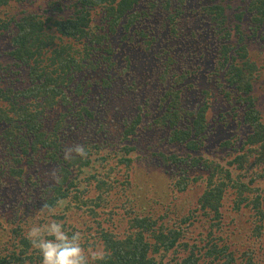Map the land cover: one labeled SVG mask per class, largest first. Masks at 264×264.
<instances>
[{
  "label": "trees",
  "instance_id": "trees-1",
  "mask_svg": "<svg viewBox=\"0 0 264 264\" xmlns=\"http://www.w3.org/2000/svg\"><path fill=\"white\" fill-rule=\"evenodd\" d=\"M31 1L0 0V9L21 2L16 4L22 11L17 16L0 17V39L8 35V55L13 59L10 68L0 64V192L10 196L17 193L20 202L6 210L17 214L13 221L9 219L6 225L0 221V264H42L39 252L31 250L32 244L26 238V225L52 219L63 221L69 235L79 231L86 249L107 254L103 261L90 264H246L244 260L239 262L238 251L232 250L224 237L226 225L245 216L257 238L252 244L260 254L251 247L243 256L257 254L255 261L249 258L248 263L264 264V117L254 94L258 73L264 74V62L259 65L254 61L249 49L260 44L264 50V0H242L244 6H239L242 11L236 15L238 22L234 25L228 22L225 0H78L68 6L74 10L66 20L54 19L62 9V5L55 7L54 0H45L52 4L45 17L25 9L23 4ZM169 12L176 15L171 17ZM189 12L194 16L191 23L195 17L201 18L205 23L201 29L208 33L203 40L209 42V52L201 56H214L207 88L196 81L197 71L177 63L185 52H190L192 58L197 56L199 35L188 34L184 28L177 33L172 25L176 18L178 24L189 22ZM245 16L250 43L241 24ZM170 20L171 25L167 23ZM51 27L56 30L51 32ZM169 27L174 37L164 33ZM164 34L176 40L171 50L172 54L179 51L175 60L170 50L162 48L165 43L160 39ZM118 42L120 47L147 56V63L155 62L150 82L157 96L161 88L158 102L154 101L157 96L152 98L146 91L151 83L139 86L125 79L119 84L123 73L140 78L141 72L129 71L138 61H132L131 55L119 60ZM74 43L83 49L78 53L99 58V78L90 89L95 96H87L86 100L91 112L87 120L99 126L101 109L117 103L133 109L121 121V132L114 139L120 137L118 143L108 141L110 134L101 124L97 135L104 141L99 145L96 138L95 144H89L87 158L66 161L64 149L72 144L56 136L48 120L63 112L66 97L63 87L59 90L61 81L68 74L70 79L72 75L78 78V73L71 71L77 66ZM158 50L163 52L158 55ZM87 64L83 63L78 72L88 74L84 69ZM124 65L125 71L120 69ZM15 67L18 69L13 70ZM12 74L16 77L11 79ZM6 81L9 84H4ZM18 82L26 83L21 91H16ZM195 91L196 103L186 105L185 93L193 96ZM211 97L230 106L228 114L233 115L241 136L239 147H233L230 141L222 143L227 150L232 148L216 163L201 154L204 139L214 131L215 122L209 121ZM94 98L96 101H91ZM65 106L71 108L67 114H73L84 105L74 107L71 102ZM218 116L227 128L226 113L219 112ZM145 131L152 137L160 136L164 149L185 152L182 156L167 155L164 150L152 152L144 158L146 162L164 166L169 175L179 171L181 178L173 179L177 193H194L191 207L171 211L175 217L170 222L160 219L163 224L158 223L155 211H148L127 193L133 187L131 171L138 147L126 143H138ZM17 147L28 156L27 161L25 157L20 160ZM33 152L36 157L30 154ZM98 160L105 163L106 169L87 174L97 168ZM199 163H204L200 168L204 175L190 176V169ZM54 169L61 175L59 184L51 180ZM123 186L127 187L120 189ZM59 199L65 204L57 207L55 216L42 211L25 212L27 206H55ZM122 199L126 200L119 205ZM231 210L235 216L228 221ZM23 217L31 219L18 221ZM75 225L84 226L78 229ZM90 225L97 226L95 233ZM121 225L125 227L123 233L117 230Z\"/></svg>",
  "mask_w": 264,
  "mask_h": 264
},
{
  "label": "rangeland",
  "instance_id": "rangeland-1",
  "mask_svg": "<svg viewBox=\"0 0 264 264\" xmlns=\"http://www.w3.org/2000/svg\"><path fill=\"white\" fill-rule=\"evenodd\" d=\"M78 0H54L55 7L58 8L62 5V9L56 13L55 18H61V19H68L69 15L73 12V8L68 9V6L71 5V3H76ZM13 5L11 7H5V9H0V17L4 16H17L19 13H22L21 9L18 7V4L21 2H11ZM167 2L163 1L162 5L166 7ZM25 9L28 8L30 12L37 13L39 15H43L44 17L46 15H49V11L52 10V4H47L45 0H32L31 3H24ZM178 7L181 5L180 2H178ZM224 6L227 8V15H228V22L231 25H234V23L238 22V19L236 18V15L240 13L242 10L239 6H244L242 4V0H225ZM170 16L173 17L176 14L174 12H169ZM191 16V20L184 21L183 23L178 24V18L175 19L172 25L176 26L179 32L180 29L184 28L185 31L190 34L192 32H195V36L199 35V41H198V50H197V56L192 58V55L190 52H185L186 56L180 57L177 59V63L180 65V67H185L186 69H189L191 71H197V75L195 76L196 81H199L198 83L201 84V86L207 88L209 87L210 83L207 82V79L209 77V70L212 69V63L214 61V56H209L207 58L201 56L202 54L205 55L209 52V42L207 40H203V36H208V33H204L202 31V25L205 23H202L201 18L197 19L195 17V20L193 23L194 16L189 12ZM248 17L245 16L244 20L241 22L243 26V30L247 32L248 37V43L251 42L250 35L251 32L248 31ZM169 25H171V20L168 21ZM191 23V24H190ZM190 24V25H189ZM246 28V29H245ZM55 27H51V32L55 31ZM203 32V33H202ZM165 34L170 33L171 37H174L170 31V27L168 30L164 32ZM213 30L210 28L209 34H212ZM164 34L162 40V43H165L162 45L163 50H170L171 58L173 60L176 59V56L179 55V51L177 53H171V50L175 47L176 40L175 39H169V37H166ZM8 35L3 36L0 39V64L4 67H9L13 63V59L8 55V51L10 48V42L7 39ZM170 40V42L167 44L166 42ZM67 41V40H66ZM116 49L119 50V42L116 44ZM81 47L80 44L77 43V45L74 43L73 45V51H75V57L77 61V66H74L71 68V71H76L78 73V78L74 79L73 75L70 79L71 75H67L64 81H61L60 89L63 87V95L66 97L65 105L68 103H71L74 105V107H80L79 105L83 104L84 106L82 109L76 110L75 113H69V109L67 106L64 105L63 112L61 111L59 114L51 115L50 119L48 120L50 123V127L54 126L56 129V136L63 137V141L65 144L70 143V145H74L76 143H81L88 146L89 144H95V139L97 138V142L100 145L104 139L103 137L99 138L97 135L99 126L102 124L107 127L108 133L110 134L109 140L111 143L114 141L115 143L119 142L120 137H118L116 140V136L119 135L121 132V121L124 117L129 116V109L133 106L128 108L126 106L121 107L119 103L115 105H111L110 107H105L101 109L102 112H100L99 116V126L94 125L91 121L87 120V116L91 113L88 108V104L86 102L87 96L94 97V91L90 93V89L93 85V83H96L99 70V58L96 56L90 57V56H83L82 54L78 53L77 51L81 52L83 49L79 48ZM250 57L254 61L257 62L259 65L262 64L263 58H264V51L263 48L258 45H252L250 48ZM122 52H121V51ZM118 55L119 60L124 59V57L132 56V61H136L131 65V68L134 73L141 72L140 78L138 76H133L132 74H128V72L123 73L124 77L120 78L119 84H124L125 79H130L132 81H135L139 86L146 85V83H151L150 80L153 77L152 67L155 64L153 60H150L147 63V56L143 57L139 54H137L134 51H131V49H128V47H120ZM163 50H158L156 54H160L163 52ZM185 51V50H181ZM201 57L202 59H199ZM130 59V58H129ZM134 59V60H133ZM88 62L87 66H84V69L88 72V74L82 72H78L79 67H83V63ZM13 68V67H12ZM18 68H14L13 70H16ZM121 70L125 71L127 67L124 65V67L120 68ZM264 71V69H263ZM158 73V72H157ZM159 74V73H158ZM5 75H8L7 72ZM162 75V73H161ZM22 76V75H20ZM16 77V75L12 74L11 79ZM213 78V77H212ZM144 83V84H143ZM196 83V82H195ZM4 84H9V81L4 82ZM19 88L16 91L23 90L26 86V83L24 82L22 85L19 83ZM146 91L152 94V98L157 96V89H153V84H149L146 87ZM159 94L154 99L155 103L159 101L160 94H161V88H159ZM196 91L193 92V96H191L189 93H185V104H194L196 103V99L194 96H196ZM254 94L257 95L259 98V102L257 104V107L259 110H261V113L264 117V74L262 75L258 73V80L256 81L255 91ZM69 96V97H68ZM99 96V95H98ZM143 98V97H142ZM212 98V97H211ZM210 98V99H211ZM143 100V99H142ZM75 101H79L80 104L76 105ZM91 101H96V98L91 99ZM212 108L210 110L209 114V121H213L215 123H212L214 125V131L211 134H208L206 138L204 139V151L201 153L202 156L209 159L211 162L220 161L221 158L227 156L228 151L231 150L229 148L228 150L222 145V143H227L226 141H230L232 143L233 147H236L240 144V134H239V127L237 126L236 121L233 118L232 114H228L229 111H231L230 106L227 105V103H221L220 100H215V97L211 100ZM229 104V103H228ZM136 107V104H135ZM93 110V108H91ZM217 111V112H215ZM215 112V113H214ZM220 113H226V121L229 125L227 128L223 126L221 122V118L218 116ZM85 117H81V116ZM264 121V120H263ZM24 136V135H23ZM25 137V136H24ZM129 145H136L138 147V152L136 155H134V158L136 159L133 162V167L131 171V180L133 187L128 191L127 193H131L132 198H136L137 202L145 206V209L148 211H155V218L158 219L159 224H163L160 221L164 219L165 222H170L171 218L175 217V214H173L171 211H184L186 208L191 207V204L194 201V193L193 191L189 194H178L177 188L175 187V181L173 182L174 178H181L180 173L177 174L179 171L174 172L173 174L169 175L164 166H160L157 163H147L146 157L152 152L159 153L160 151H163L167 155L171 154H177V155H185V152L182 149H164V144L161 142V137H152L150 135V132H143L141 133L138 143H126ZM71 145V146H72ZM70 146V147H71ZM124 146V145H123ZM37 153V151H36ZM36 153H30L32 156L36 157ZM16 154L19 155V158L21 160L22 157H25V160H28V156L23 153V150L19 147H17ZM100 156V155H99ZM0 162L3 164L2 160ZM39 164V163H38ZM172 164V163H171ZM42 164H39L41 166ZM204 165V163H199L196 167H193L190 169V176L192 177H200L204 174L201 172L200 168ZM97 168L94 170L91 169L87 174L93 171L94 172H103L106 169L105 163L103 162H97L96 165ZM3 169H0L2 171ZM46 172V171H45ZM43 172V173H45ZM1 184V183H0ZM2 185V184H1ZM127 186L120 187L126 188ZM1 188V186H0ZM10 196L8 192H0V221H2L5 225L8 223V220L15 219L14 213H9L6 210L12 209L13 203L19 204V198H16L18 196L17 193L11 194ZM16 198V200H15ZM126 199H122L118 204L121 205L123 201ZM41 209H43L42 206L34 207L30 209L28 206L25 207L26 213H41ZM168 215L163 216V215ZM19 216H21L18 213ZM235 214L234 212L229 211V215L227 216L228 221H232ZM238 217V216H237ZM27 219H31L29 217H23L21 219H18V221H26ZM161 219V220H160ZM160 220V221H159ZM10 225V224H9ZM229 225V226H227ZM226 225V232L224 234L225 239L228 241L227 243L231 246V249L234 251H238L236 254V257H238L239 262L242 260L245 261L246 264H249V258H251L253 261H255L254 256L257 254H260L259 248L252 244L253 241L257 240L254 229L251 226V223L247 221V217L242 218H236L235 222L228 223ZM32 225L28 224L26 225L27 228H30ZM78 229L82 228L84 225H75ZM12 227V224H11ZM92 228V233H95L97 231V226ZM117 230L120 233H123L125 231V227L123 225L117 226ZM5 231V229H4ZM4 233V232H3ZM2 233V234H3ZM1 237V233H0ZM264 241V237L261 239ZM1 246V241H0ZM254 251H257V254H249L247 256H243V253L246 252L249 248H251ZM35 248L33 246L31 247V250L33 251ZM41 257V256H40Z\"/></svg>",
  "mask_w": 264,
  "mask_h": 264
},
{
  "label": "clouds",
  "instance_id": "clouds-1",
  "mask_svg": "<svg viewBox=\"0 0 264 264\" xmlns=\"http://www.w3.org/2000/svg\"><path fill=\"white\" fill-rule=\"evenodd\" d=\"M87 156V147L81 143L65 148L63 153L66 161L77 157L84 159ZM50 176L54 183L61 182L58 170L54 169ZM64 204L63 199L57 200L55 206L45 203L41 211L49 216H55L57 207H62ZM26 238L39 252L42 264H90V262L103 261L107 255L102 250L83 247L81 233L77 231L69 235L64 229L63 221L55 219L44 224L32 225L26 233Z\"/></svg>",
  "mask_w": 264,
  "mask_h": 264
},
{
  "label": "bare ground",
  "instance_id": "bare-ground-1",
  "mask_svg": "<svg viewBox=\"0 0 264 264\" xmlns=\"http://www.w3.org/2000/svg\"><path fill=\"white\" fill-rule=\"evenodd\" d=\"M190 255V254H189Z\"/></svg>",
  "mask_w": 264,
  "mask_h": 264
}]
</instances>
